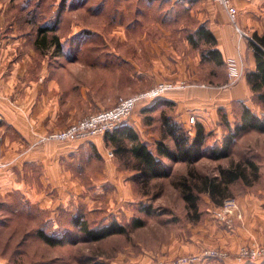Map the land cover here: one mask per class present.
<instances>
[{"label":"rangeland","instance_id":"obj_1","mask_svg":"<svg viewBox=\"0 0 264 264\" xmlns=\"http://www.w3.org/2000/svg\"><path fill=\"white\" fill-rule=\"evenodd\" d=\"M37 1L43 4L42 14L47 16L40 19L39 15L33 17L32 20L37 22L34 25L37 29L45 26L55 28L46 34L49 37L47 41L55 33L65 38L72 25L100 29L102 34L99 38L95 40V35H91V39L84 40L98 43L105 42L103 37L107 41L118 40V34L112 29L114 26L144 28V32L137 28L138 31L135 29L134 33L126 34L128 54L139 68L152 71V75L158 73L161 80L134 95L118 98L108 109L120 99L135 97L159 83H171L177 87L166 91L162 99L152 105L138 103L126 123L134 125L138 139L150 149L157 141L175 149L174 140L166 130V117L169 118L168 123H177L190 137L194 136L197 123L203 125L206 138L202 147L203 156L199 160L172 163L162 159L169 167L168 176L152 178L139 174L138 164L129 152L128 141L117 145L105 139L104 146L98 150L85 148L84 140L58 142L43 139L54 131L42 135L31 131V150L47 142L67 147L58 150H63V155H56V152L46 163L31 164L26 167L25 177L17 178V182L30 187V194L25 193L23 188H17L6 197H0V264H174L182 257L201 256L207 250L226 253V258H204L198 264H263L262 260L238 262L236 253L242 246L264 244H242L236 250L219 244L224 238L232 236L237 227L243 226L240 202L247 205L264 203V132L246 130L228 140L239 125L242 106L258 116L263 114L261 108L251 97L247 105L234 101L225 108H218L214 116L202 118L186 110L183 104L164 100L170 93L184 95L193 89L220 94L235 86L247 74L246 59L241 54L242 75L234 85L226 86L225 61L219 67L202 60L201 54L206 45L200 43L195 46L189 42L188 36L202 23L195 15L203 8L201 0L159 3L90 0L85 3L87 6L79 3L82 7L68 12L53 10L60 0ZM26 2L28 5L24 8ZM34 2L36 0H0V20H3L0 25L3 28L30 25L24 13ZM260 5L263 8L264 2ZM88 6L93 9L88 10ZM248 14L246 11L242 14L239 26L253 39V28L243 24V21L252 18H248ZM263 15L261 11L259 19L255 17L254 21L261 28H264ZM47 18L46 25L44 21ZM173 25L186 28L175 33V41L171 40V34L166 33ZM3 28L0 27L2 33ZM244 40L240 41V46ZM134 42H139L136 48L131 46ZM160 43L162 47L167 46L168 60L162 54H155L156 45ZM141 50L143 56L138 54ZM55 53L51 49L46 55L52 58ZM132 68L129 65V74ZM88 115L91 114L75 115L76 120L72 123H64L71 125ZM63 116L66 118L68 115ZM67 124L55 131L67 128ZM76 147L79 152L72 154L69 150ZM225 148L226 158L217 160L210 156L211 151L219 152ZM12 163L0 161V169ZM45 164L51 172L48 177H41ZM232 173H237L240 178L230 180ZM227 198L233 199L237 207L229 225L214 217V212ZM74 218L86 223L88 229L98 230L112 225L120 227L123 232L91 240L79 226L73 224ZM38 231L49 237L64 236V242L49 245L40 238ZM66 234L70 235L69 238Z\"/></svg>","mask_w":264,"mask_h":264},{"label":"crops","instance_id":"obj_2","mask_svg":"<svg viewBox=\"0 0 264 264\" xmlns=\"http://www.w3.org/2000/svg\"><path fill=\"white\" fill-rule=\"evenodd\" d=\"M62 1L58 2V7L53 8L54 11L59 12L64 9L68 12L90 2V0ZM141 1L159 3L177 0ZM232 1L238 9L239 25H241L242 14L246 11L249 13L248 18H252L246 22L243 21V24L249 29L253 28L254 34L261 36L264 28L254 21L255 17L259 19L261 11L264 12V7L261 8L260 5L264 0ZM36 2L34 5L32 3L24 13L30 25L4 26V28L0 25L4 34L3 47L0 50V161L5 163L13 161L7 168L0 169L1 198L15 192L17 188H23L25 193L30 194L28 185L17 182L19 176L25 177L26 167L37 162L46 163L56 152V155L64 154L63 150L59 152L58 150L65 149L67 145L57 142H47L35 150L29 149L33 142L31 131L42 135L62 129L65 124L76 120L75 115L93 114L108 109L116 103L118 98L134 95L161 80L158 73L152 75V71L139 68L136 61L128 54L129 43L126 34L134 33L137 28L140 32H144V28L128 25L114 26L112 29L118 34V40L107 41L106 37H103L105 42L98 43L84 40L91 39V35H95V40L99 38L102 34L100 29L72 25L71 32L65 38L58 37L55 33L50 41H44L38 35V29L35 26L37 22L35 23L32 18L38 15L39 19L46 18L47 15L42 14L43 4L37 0ZM27 5V2L24 3V8ZM201 6L203 8L196 11L195 15L201 20V24L205 23L204 25L215 38L223 61L234 57L236 33L228 23L225 12L211 0H201ZM38 9L41 10L38 12ZM92 9L93 7L88 6V10ZM189 12L192 13V10ZM48 20L47 18L44 21L46 25ZM2 22L3 20H0V23ZM182 29L186 28L173 25L172 28L167 29L166 33L171 34V40L175 41V33ZM248 42L249 40L245 39L240 46L241 54H244L246 59V73L255 70L251 41L249 46ZM138 45L139 42H134L131 46L136 48ZM156 47L155 54H162L168 60L170 54L167 46L162 47L160 43ZM51 49H54L56 53L49 58L46 53ZM141 52L142 50L138 54L143 56ZM129 65L133 67L131 74H129ZM251 97L252 93L244 76L235 86L220 94H214L210 90L193 89L184 95L170 93L164 97V100L183 104L192 114L206 118L209 115L214 116L218 108H225L234 101L247 105ZM64 114L68 116L64 118ZM198 121L202 122L200 119ZM123 126L135 131L132 123L128 122ZM112 133L85 139L82 141L83 146L99 150L101 146H104L105 139L110 141L109 137ZM77 149L76 147L69 151L74 154L79 152ZM49 172L51 170L45 164L41 177H48ZM239 206L243 213V226L237 227L232 232V236L224 238L219 244L234 250L242 244H264V203L247 205L242 201Z\"/></svg>","mask_w":264,"mask_h":264},{"label":"trees","instance_id":"obj_3","mask_svg":"<svg viewBox=\"0 0 264 264\" xmlns=\"http://www.w3.org/2000/svg\"><path fill=\"white\" fill-rule=\"evenodd\" d=\"M54 29V27H40L38 28V35L42 37L41 40L46 41V33ZM53 39H55V37ZM188 40L195 46H198L200 43L206 45V49L201 54L202 60L214 63L219 67L224 64L221 53L217 48V42L204 24H200L196 27L194 33L188 36ZM252 40L251 48L253 50L255 70L247 73L245 77L252 93V99L256 101V105L261 108L263 114L258 116L251 112L248 107L242 106L239 125L235 127V131L231 133V136H228L229 141L236 138L240 132L246 130L264 132V33L261 36L254 34ZM165 121L167 133L173 138L175 149H170L163 141L155 142L154 148L150 149L146 143L138 139L136 132L127 126H119L113 130L109 140L111 143L117 145L123 141L130 142L129 152L138 164L139 174L152 178L167 177L169 174V167L164 165L162 159L172 163L181 161L189 163L196 162L203 156L202 147L206 134L204 132V127L199 123L195 125L194 136L190 137L177 123H168V117L165 118ZM210 156L217 160L226 158L227 148L219 152L213 150L210 152ZM251 166L253 167L252 164ZM238 178H240V176L237 173H232L230 175V180L232 181ZM187 198L189 199V197ZM79 220L80 219L74 218L73 224L79 226L91 240H99L112 234L123 232V229L120 227H114L112 225L102 227L98 230L88 229L86 223ZM38 235L49 245H56L64 242V236L60 238L49 237L42 231H38ZM65 236L69 238L70 235L66 234Z\"/></svg>","mask_w":264,"mask_h":264},{"label":"built area","instance_id":"obj_4","mask_svg":"<svg viewBox=\"0 0 264 264\" xmlns=\"http://www.w3.org/2000/svg\"><path fill=\"white\" fill-rule=\"evenodd\" d=\"M212 3L218 5L225 12L228 23L237 34V53L234 57L227 58L225 64L227 66V80L229 85H234L242 75V57L240 51V41L247 39L253 42L239 26L238 23V9L233 4L232 0H211ZM0 29V50L3 47V35ZM225 86V87H226ZM177 86L171 83H159L154 88L143 92L135 97L120 99L118 103L111 109L103 110L69 125L67 128L54 131L45 136L43 139H49L58 142L81 141L88 139L91 136L102 135L115 130L117 127L126 124V121L135 110L140 102H146L152 105L162 95ZM149 105V106H150ZM236 203L233 199H225L221 206L214 212V217L226 224H230L232 216L236 212ZM204 258H226V253L214 250H207L201 256L182 257L174 264H198ZM236 260L238 262L255 263L259 260L264 261V245L257 246H242L236 253Z\"/></svg>","mask_w":264,"mask_h":264}]
</instances>
